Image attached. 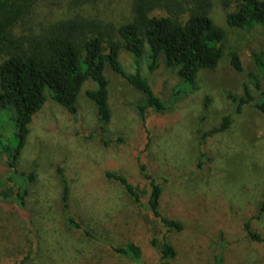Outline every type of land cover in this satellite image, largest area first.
Here are the masks:
<instances>
[{
    "label": "rangeland",
    "instance_id": "rangeland-1",
    "mask_svg": "<svg viewBox=\"0 0 264 264\" xmlns=\"http://www.w3.org/2000/svg\"><path fill=\"white\" fill-rule=\"evenodd\" d=\"M212 16L227 30L226 53L215 68L199 71L194 91L179 97L164 112L149 108L145 122L137 109L143 94L106 67L112 110L109 145L100 139L96 107L86 94L88 88L96 86L91 79L81 88L77 117L52 99L36 114L22 163L29 171L34 167L38 170L36 245L42 249L45 234H50L51 251L41 250L46 259L51 255L52 259H47L50 264H80L73 253L74 241H67L63 234L66 222L60 212L58 164L66 166L70 177L71 209L100 238L122 244L130 236L148 237L152 232L162 235L166 231L177 247L175 264H264V240L251 239L245 228V222L250 221L251 229L264 237V213H258L264 199V112L252 103L238 112L237 102L230 96L239 99L248 88L255 99L264 98V74L253 57L254 52L264 51V34L258 26L250 30L228 26L219 0H214ZM232 50L239 53L240 71L231 63ZM120 60L126 70L135 71L130 51L123 49ZM141 72L166 101L170 100L180 82L176 69L161 59L159 67L150 70L148 60H144ZM251 73L258 74L259 86ZM225 115H230L229 126L206 135L221 125ZM15 131L12 110H0L1 139L15 144ZM119 136L121 142L116 139ZM4 163L0 161V183L7 181L9 174ZM141 163L162 184L163 206L183 221L181 231L168 232L162 221L146 208L132 205L130 197L104 176L107 170L122 173L147 192L150 185ZM18 177L14 179L18 181ZM146 200L145 195L144 203ZM45 205L50 211L49 222ZM3 220L0 217V264H21L28 252L38 256V250L31 249L27 228H10ZM46 223L56 226L59 235H53ZM76 246L84 248L77 242ZM146 258L148 264H159L157 253L148 252Z\"/></svg>",
    "mask_w": 264,
    "mask_h": 264
},
{
    "label": "trees",
    "instance_id": "trees-1",
    "mask_svg": "<svg viewBox=\"0 0 264 264\" xmlns=\"http://www.w3.org/2000/svg\"><path fill=\"white\" fill-rule=\"evenodd\" d=\"M219 1L226 11L228 26L248 30L258 26L264 34V0ZM213 7L214 0H0V110L9 107L16 126L15 144L5 143L0 134V161L7 163L9 170L6 183H0V207L5 208L0 210V217L10 228L26 227L32 236L31 249L39 252L38 256L28 252L21 264H50L47 259H52L51 255L46 259L41 252L42 249L51 251L53 241L48 238V232L43 248L36 245L40 208L35 207L34 195L38 170L34 167L29 171L22 163L36 114L52 99L77 117L81 88L91 79L96 86L88 88L86 94L96 107L100 139L109 145L112 110L106 67L143 94V100L137 104L143 122L149 108L154 112L166 111L179 97L197 88L200 70L215 68L226 53L227 30L215 22ZM123 49L135 57L133 72L121 63ZM229 54L233 68L242 70L239 53L232 50ZM253 57L258 71L264 74V51L254 52ZM161 59L169 68L176 69L180 78L168 101L141 72L144 60H148L150 70H155ZM250 77L259 86L258 74L251 73ZM230 96L237 102L238 112L247 103L264 112V98L255 99L248 88L239 99ZM229 124L230 115H225L221 125L206 135L221 131ZM116 139L123 140L121 136ZM140 167L149 181L147 192L122 173L107 170L104 176L130 197L132 205L146 208L162 221L168 232L181 231L183 221L168 213V206H163L162 184L148 173L145 164L141 163ZM56 168L62 184L60 212L66 222L63 234L67 241H74L73 253L80 264H148V252L157 253L159 264H175L177 247L167 238L166 231L162 235L152 232L148 237L130 236L124 243L115 244L100 238L94 228L84 226L80 216L71 209V181L66 166L58 164ZM16 175L18 181L14 179ZM43 211L49 222L50 211L46 205ZM258 213H264V199ZM46 227L53 235H59L56 226L46 223ZM245 228L251 239L264 240L251 229L250 221L245 222ZM76 242L84 244V248L77 247ZM219 259L221 263L222 256Z\"/></svg>",
    "mask_w": 264,
    "mask_h": 264
}]
</instances>
